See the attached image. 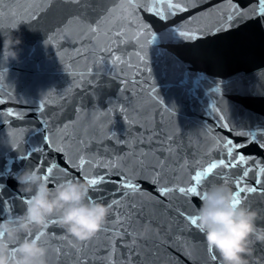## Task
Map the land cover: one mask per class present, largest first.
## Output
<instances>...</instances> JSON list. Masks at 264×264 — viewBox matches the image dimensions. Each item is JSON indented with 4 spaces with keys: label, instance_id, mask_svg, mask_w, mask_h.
<instances>
[{
    "label": "water",
    "instance_id": "water-1",
    "mask_svg": "<svg viewBox=\"0 0 264 264\" xmlns=\"http://www.w3.org/2000/svg\"><path fill=\"white\" fill-rule=\"evenodd\" d=\"M9 33L21 44L6 62ZM0 101V215L25 208L14 175L25 167L45 172L49 161L59 165L50 183L63 173L104 177L91 195L122 201L108 230L85 242L51 224L41 238L48 264H220L189 223L199 198L175 189L218 163L225 139L237 145L233 157L250 163L215 169L222 175L204 183L236 191L232 180H243L257 191L242 201L264 209L261 0H4ZM80 158L84 167H74ZM242 168L248 177L239 176ZM124 179L143 194L123 195ZM160 187L173 190L162 196ZM146 223L158 231L143 238ZM250 260L264 264V245Z\"/></svg>",
    "mask_w": 264,
    "mask_h": 264
},
{
    "label": "clouds",
    "instance_id": "clouds-1",
    "mask_svg": "<svg viewBox=\"0 0 264 264\" xmlns=\"http://www.w3.org/2000/svg\"><path fill=\"white\" fill-rule=\"evenodd\" d=\"M18 37L5 34L3 58H18ZM27 202L21 214L0 215V264H48V248L37 239L54 219L56 225L76 243L97 235L108 222L111 207L91 193L94 186L86 179L66 173L50 183L39 167H25L14 175ZM197 224L207 248L220 258V264H251L257 245H264V209L236 203L237 194L227 183H213L199 197ZM158 230L144 226L140 236Z\"/></svg>",
    "mask_w": 264,
    "mask_h": 264
},
{
    "label": "snow or ice",
    "instance_id": "snow-or-ice-1",
    "mask_svg": "<svg viewBox=\"0 0 264 264\" xmlns=\"http://www.w3.org/2000/svg\"><path fill=\"white\" fill-rule=\"evenodd\" d=\"M4 3V0H0V5H2ZM262 5H264V0H261ZM168 8H175L177 10L183 11L184 9L180 8L179 4H171L169 3L167 5ZM18 15V13L13 10L12 12V16L13 18H15ZM229 19H231V17H228ZM179 35L181 37L186 36L187 33L185 32H180ZM155 36L153 37L154 40ZM119 59V58H117ZM2 102V101H0ZM9 115H12L11 112L8 113ZM222 127H226V125H221ZM237 135H243V133H235ZM251 139L253 141H255L256 139V134H251ZM243 146V145H241ZM221 147L224 149V156L222 158L219 159V162H212L209 163L207 167L203 168L202 171L199 172H195L194 175H192L189 186L187 187H179L177 189H175L176 191L180 192L181 194H184L185 196H196V197H200L201 194L206 191V189L208 188V186H210L211 184H213L211 181H209L207 184L204 183L205 178L208 177L210 174L213 175V179L216 178V176H220L222 175V173H214L215 169L218 168H224V169H228V168H239L241 165H248L250 162L245 158V156L243 154L237 153L235 155V157H233V152L234 149L237 147V145H235L232 140L230 139H225L223 141V144L221 145ZM261 147H264V144L261 145ZM60 151H63V149H58ZM227 160V162H226ZM251 163L255 164L256 161H252ZM85 165V160L83 158L79 159V163L73 165L74 167H78V168H83ZM59 169V165L55 162L49 161L48 164L45 167V175L46 178H53L55 179V177L53 176V173L55 170ZM257 171H259V173L261 174L262 177H264V168H258ZM240 177H248L249 176V169L248 168H242L240 173H239ZM88 182L91 183L94 186V191H96V186L102 184L104 182V177H99V178H95V177H91V178H87ZM121 186L125 189H127L128 191L126 193H122L123 195L127 196V194L129 193H142V190L135 184L133 183L131 180L128 179H124L121 182ZM232 183L235 184L236 186V194H237V201L236 203H240L242 201V193H255L257 191V189L255 187H250V186H246L245 182L243 180L240 179H234L232 180ZM257 183H260L262 187H264V181H257ZM4 185H0V196L3 195V189H4ZM160 194L162 196H166L168 194L169 191H172L173 189H170L168 187H160L157 189ZM26 201H24V203H26ZM122 204V201L120 200H112L108 205H110L111 209H113L115 206ZM2 214V213H0ZM113 218H114V214H113ZM51 224L55 225L56 221L53 219L51 222ZM189 223L191 225H196L199 229V226L197 224V217L196 216H191L189 219ZM147 225V223L145 224ZM109 227V223L107 222L106 225L104 226V228L101 231H107ZM46 234V232H42V233H38L36 235L37 239L42 238L44 235ZM126 234V233H125ZM116 235H120L119 232L116 233ZM208 251L210 253H213L211 256V260L213 262L216 261V253L211 251L210 249H208Z\"/></svg>",
    "mask_w": 264,
    "mask_h": 264
}]
</instances>
